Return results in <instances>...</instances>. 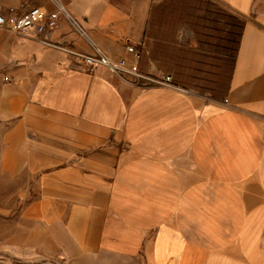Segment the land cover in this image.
I'll return each mask as SVG.
<instances>
[{
    "label": "crops",
    "instance_id": "crops-1",
    "mask_svg": "<svg viewBox=\"0 0 264 264\" xmlns=\"http://www.w3.org/2000/svg\"><path fill=\"white\" fill-rule=\"evenodd\" d=\"M210 1L195 16L189 0H0L67 12L41 34L0 28L7 264H264V0ZM51 44H132L155 77L202 64L214 80L228 61L227 92L127 83Z\"/></svg>",
    "mask_w": 264,
    "mask_h": 264
},
{
    "label": "built area",
    "instance_id": "built-area-1",
    "mask_svg": "<svg viewBox=\"0 0 264 264\" xmlns=\"http://www.w3.org/2000/svg\"><path fill=\"white\" fill-rule=\"evenodd\" d=\"M62 14H67L64 7L57 8L54 11H47L41 7H33L22 15H15L12 13L7 15L0 14V28L13 33H28L30 31H35L41 34L46 30L57 28ZM51 45L80 58L89 70L100 67L106 68L111 74L124 82L178 88L172 82V77L170 75L155 77L143 73L139 68L140 52L132 44L126 47L129 56L118 59L109 56L95 44H93L92 52L89 54L81 53L75 49L61 45Z\"/></svg>",
    "mask_w": 264,
    "mask_h": 264
},
{
    "label": "rangeland",
    "instance_id": "rangeland-1",
    "mask_svg": "<svg viewBox=\"0 0 264 264\" xmlns=\"http://www.w3.org/2000/svg\"><path fill=\"white\" fill-rule=\"evenodd\" d=\"M211 3L210 0H207ZM209 4H207L206 6L202 7L201 9L199 7H195L196 11H192V15L195 16H203L206 15L207 13H205V9H208ZM211 9H215L218 10L219 8H217L215 5L213 7H211ZM222 12L223 9H221ZM225 13V12H224ZM240 18V17H238ZM241 19V18H240ZM232 48H233V37H232ZM198 58V57H197ZM200 61H204V59L202 57H199ZM208 62H206L207 64ZM216 68L218 67L217 62H216ZM184 65H180L179 69L174 73V74H165L166 75H170L172 77V82L175 83L176 78L177 81L180 80H189L192 85H194L195 87H193L192 90L197 91L199 93H203L206 94L209 98H217V97H222L226 94L227 92V84H228V80H229V76H230V68L231 65L230 63L224 62L222 60L221 63V71L220 72H215V78L213 80V66H208V65H202L200 66V69H202L199 72H195V71H184V68H181ZM219 68V67H218ZM205 69V70H204ZM160 77V76H158ZM195 80V81H194ZM199 81V82H198ZM189 90V89H188ZM11 258L8 259L7 253L5 252L4 248L0 247V264H7V262L10 260ZM20 258H17V260ZM42 261V259L39 260V262ZM48 262V261H46ZM10 264V262L8 263ZM28 264V263H25Z\"/></svg>",
    "mask_w": 264,
    "mask_h": 264
},
{
    "label": "trees",
    "instance_id": "trees-1",
    "mask_svg": "<svg viewBox=\"0 0 264 264\" xmlns=\"http://www.w3.org/2000/svg\"><path fill=\"white\" fill-rule=\"evenodd\" d=\"M189 1H190V5H191L190 6L191 13H192V11L193 12L196 11L195 7L196 8L199 7L201 9L202 7L206 6L209 3V1H207V0H189ZM204 11L206 13V11H208V9H205ZM220 14L223 15V16L226 15L224 12H221ZM217 19L218 18L215 19L216 23H217ZM231 20H232V22H231L232 37L234 38V29H236V31H237V42L239 43L240 42V36H241V31H242V28H243L244 21L242 19H240L238 17L236 18L234 16H232V19Z\"/></svg>",
    "mask_w": 264,
    "mask_h": 264
}]
</instances>
